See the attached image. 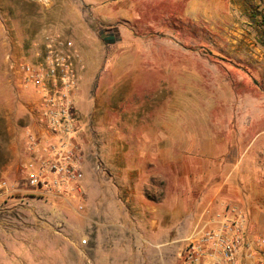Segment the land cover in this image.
<instances>
[{
	"label": "rangeland",
	"instance_id": "obj_1",
	"mask_svg": "<svg viewBox=\"0 0 264 264\" xmlns=\"http://www.w3.org/2000/svg\"><path fill=\"white\" fill-rule=\"evenodd\" d=\"M47 35L79 55L73 101L87 197L101 215L128 198L132 225L110 231L122 239L112 264H179L198 222L228 207L250 235L264 233V0H0V264L88 259L77 220L86 208L55 222L57 202L32 193L21 166L40 97L22 84L19 63ZM146 137L170 145L168 164L121 144ZM162 200L167 220L145 207ZM52 237L77 251L57 254Z\"/></svg>",
	"mask_w": 264,
	"mask_h": 264
},
{
	"label": "built area",
	"instance_id": "obj_2",
	"mask_svg": "<svg viewBox=\"0 0 264 264\" xmlns=\"http://www.w3.org/2000/svg\"><path fill=\"white\" fill-rule=\"evenodd\" d=\"M78 52L60 35H47L32 61L19 63L22 84L40 97L35 124L24 138L22 171L30 191L81 214L87 203L83 186L85 158L79 148L80 121L74 107L80 78ZM101 164L91 166L100 171ZM179 264H264V233L250 235L235 207L215 219H201L186 240ZM87 245L82 239L78 246Z\"/></svg>",
	"mask_w": 264,
	"mask_h": 264
},
{
	"label": "crops",
	"instance_id": "obj_3",
	"mask_svg": "<svg viewBox=\"0 0 264 264\" xmlns=\"http://www.w3.org/2000/svg\"><path fill=\"white\" fill-rule=\"evenodd\" d=\"M194 6L196 4H193ZM195 9V8H194ZM137 82V80H135ZM141 108V107H140ZM138 107V109H140ZM145 109H148L147 107H143ZM163 113V112H161ZM164 114V113H163ZM169 114V113H167ZM135 117L131 119L130 124V131L132 132L133 128L136 126V124L141 121L140 117H138V113H135ZM143 119V118H142ZM147 119V118H146ZM148 121V119H147ZM156 127H154V130L157 129V125H161V119L159 117L156 118ZM148 130V129H147ZM146 130V131H147ZM122 145H129L131 146V149L129 150V154L135 159H141L145 161H161L164 163V161L168 164L170 161V145L166 148L168 144H166L164 141L161 142H151L148 137L142 138L140 140H129L127 143H121ZM102 147L99 149V151H102ZM146 158V159H145ZM143 160V161H144ZM107 165V163H105ZM121 170L120 175L125 176L127 174L128 177L133 175L134 177L143 178L147 174V170H134L129 171L127 170L125 174H123ZM87 193V189H85ZM87 195L90 196V194L87 193ZM120 207L118 206V203L114 201L113 204H110L109 208H105L101 215V207L103 205H100L99 211L97 212L96 207L90 203V198L87 197V203H86V211L84 214L79 216L80 218L77 219L80 223V226L84 232L87 233L88 236V248L86 250L87 255V263L83 264H112L111 259L114 257H120L121 256V250H120V244L122 239L120 236L117 237L116 235L110 234V231H117L121 232L123 228L126 226L130 227L131 221L129 217L125 216L124 210L127 209L126 203H128V198L123 201L120 199ZM141 205V204H140ZM144 206V205H143ZM145 207L152 212L158 211L157 216L160 217L162 220H167L170 217V210L168 208V204L166 202L162 201H149L148 205H145ZM112 208L115 211L108 215L105 213L106 210H112ZM123 209V212L120 211V209ZM158 209H161V212H159ZM52 211H53V217L55 222L61 220V218H64V213L66 214V211L61 203H53L52 205ZM127 215V214H126ZM126 217V218H123ZM154 226L157 228L158 223L155 222ZM168 230V228H167ZM166 230V232H167ZM154 228H151V232L153 233ZM155 234V233H153ZM53 240L58 241L60 244L54 247V252L56 251L57 254H61L63 252V248H66L68 252H75L73 248H71L69 245H66L64 243H61V240H58L57 237H52ZM61 245H64L63 247ZM79 247L78 244L76 245V248ZM75 248V246H74ZM77 251V250H76ZM130 253L134 254V250H127ZM98 259L97 263L96 260ZM84 262V261H83Z\"/></svg>",
	"mask_w": 264,
	"mask_h": 264
}]
</instances>
